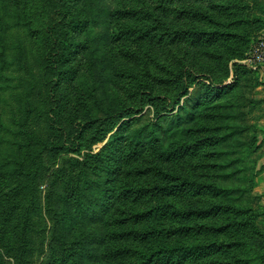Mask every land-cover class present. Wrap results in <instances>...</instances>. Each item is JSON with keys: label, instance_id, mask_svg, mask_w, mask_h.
I'll return each instance as SVG.
<instances>
[{"label": "rangeland", "instance_id": "rangeland-1", "mask_svg": "<svg viewBox=\"0 0 264 264\" xmlns=\"http://www.w3.org/2000/svg\"><path fill=\"white\" fill-rule=\"evenodd\" d=\"M124 8L137 14L118 17ZM158 18L221 34L171 40ZM56 24L74 49L51 67ZM128 25L161 39L117 38ZM263 34L264 0H0V264H264V68L243 63ZM164 102L171 108L157 113ZM128 107L138 113L96 142L109 110ZM136 137L140 154L123 161ZM74 138L75 150L53 149ZM146 167L159 171L137 173ZM184 179L232 191L118 195L125 184ZM214 204L232 210L174 211ZM233 208L258 213L261 240ZM127 212L147 213L114 221ZM131 227L156 233L115 235ZM238 240L250 246L163 251Z\"/></svg>", "mask_w": 264, "mask_h": 264}, {"label": "trees", "instance_id": "trees-1", "mask_svg": "<svg viewBox=\"0 0 264 264\" xmlns=\"http://www.w3.org/2000/svg\"><path fill=\"white\" fill-rule=\"evenodd\" d=\"M159 1L163 2L165 0H159ZM117 14H118V17L123 18V17H128V16H135L137 12L136 10H133L131 8H124V9L118 10ZM83 23H84L83 21H79L78 24H76V27L79 25H83ZM157 23H161L163 25V28H161L158 31L161 33L162 37H165L166 35V37L171 40L181 39V38H192V39H200L203 37L211 38L213 35L220 36L221 34L219 32L173 29L168 24H166L165 21L160 20V18H158L157 22H155V24ZM159 26L158 28H160ZM49 27L51 28L50 30L52 33H54V35L51 36L52 46L50 48L49 53L46 55V60H47L46 63H47V66L52 67L53 65L63 63L69 59L74 49V43L70 39L68 31L66 29L57 27V24L53 25L52 27L51 26ZM152 27H149L148 29H141L137 26L128 25L127 27H122L121 31H118L116 33V37L117 38L136 37L137 39H145L147 37H150L149 39H153V38H157V40L161 39V37H159L157 33L152 34V35L148 34V31L150 32ZM147 93L149 95L148 98L152 100L154 96L152 97V95L150 94L151 92L150 93L147 92ZM168 105L169 104L164 102L162 107L159 110H157V113H161V112H165L169 110L171 107H169ZM137 110H138L137 108H132V107L122 108L116 111L109 110L107 117L103 119L102 123L99 126V132L96 138V142H102L107 137L108 133L113 131L115 128H117V130L114 134H116L118 131L120 132L123 128V123H124L122 121L125 118L132 119L131 117L135 115L136 113H138L136 112ZM138 141H139L138 137H136L135 140L131 141V144L127 147L126 151H124L123 161L130 162L137 158V156L141 152L139 150ZM77 145L78 144L75 138L73 139L72 142L70 141L61 142L60 140L57 139L55 141L53 149L58 148V149H66L67 151H73L76 149ZM107 146L109 145H105L102 151L106 152L107 150L105 148H109ZM110 150L111 152L108 153L106 156H102L101 154L100 156L98 155L101 158V161H100L101 162L100 164H102L101 167H106L108 165L111 166V159H112L111 157H113L112 154L114 153L115 149L112 150V148H110ZM75 161H78V160L75 159ZM150 171L157 172L159 171V169L157 167H146V168L137 170V173L144 174ZM231 191H232L231 189L219 187L218 185H215L213 183H199V182H196L190 179H184L178 184L154 183L151 186H142V185L134 186L130 184H125L119 190L118 195L122 199H129V198H141L147 195H154V193L165 195V194H171V193L172 194H182L184 192L193 193V194L202 193V192H211V193L218 195L220 193H229ZM218 210L228 212L232 210V208L228 204H214L210 206L209 208L200 209V210H197V209L179 210L177 208H174V211L176 213L182 212L183 214H186V215H190L193 213H196V214L205 213V215H207L211 212H217ZM233 210L237 211V214L242 215L241 217H244L245 221L242 222L244 226L243 229L247 231L250 236L256 235L257 238L261 240V237H260V235L262 234V231L260 229L261 226L255 221L256 218L258 217V213L253 212L251 214H248L246 210L244 211L241 209L236 210L235 208H233ZM127 213L128 214L126 216L120 219H114V221L123 223L125 221L131 220V219H137L143 215H146L147 212H127ZM201 227L204 228L203 226ZM214 228L215 227H212V229ZM217 229L220 230L222 229V227H218ZM154 233H156V229L149 230V231H141V230L131 227L129 229H122L120 231H117L115 235H118L119 237H123V238L125 237L146 238V237H149L150 235H153ZM261 243L264 244V241H262ZM243 245L250 246V244L247 241L238 240L235 242H226V241L212 242L211 244H207V245L206 244L189 245V246L182 245L180 247L169 248L163 251L169 253L170 254L169 257L175 251H179L180 254H183V255H205V254H208L212 249L213 250H222V249L229 250L235 246H243ZM114 251H115V255H120V254L129 253L132 250L129 247H123V248L118 247V248H115ZM261 256L264 261V253H261ZM239 262H242V263L245 262V264H248V259L247 260L239 259L238 263Z\"/></svg>", "mask_w": 264, "mask_h": 264}, {"label": "built area", "instance_id": "built-area-1", "mask_svg": "<svg viewBox=\"0 0 264 264\" xmlns=\"http://www.w3.org/2000/svg\"><path fill=\"white\" fill-rule=\"evenodd\" d=\"M243 63L255 69L260 67L264 68V34L251 46Z\"/></svg>", "mask_w": 264, "mask_h": 264}]
</instances>
